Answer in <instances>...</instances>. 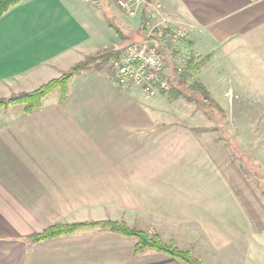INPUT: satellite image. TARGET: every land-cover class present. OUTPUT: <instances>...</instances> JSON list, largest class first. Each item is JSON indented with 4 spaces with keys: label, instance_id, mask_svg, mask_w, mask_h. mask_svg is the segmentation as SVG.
Wrapping results in <instances>:
<instances>
[{
    "label": "crops",
    "instance_id": "obj_1",
    "mask_svg": "<svg viewBox=\"0 0 264 264\" xmlns=\"http://www.w3.org/2000/svg\"><path fill=\"white\" fill-rule=\"evenodd\" d=\"M88 2L23 0L3 15L0 97L61 76L66 63L99 46L131 44L97 42L109 32L90 17ZM152 2L175 23L193 25L178 48L212 54L196 78L223 110H264L257 108L264 104V0ZM90 3L127 34L140 30V19L121 18L110 0ZM59 96L32 114L19 105L0 110V264H183L154 250L137 256L134 238L101 229L30 241L55 223L90 220L157 232L203 264H240L233 262L240 251L250 264L254 240L264 238V204L257 205L244 162L264 145L252 140L237 154L209 119L176 113L192 102L123 89L101 63L75 75L63 102ZM248 119L239 126H250Z\"/></svg>",
    "mask_w": 264,
    "mask_h": 264
},
{
    "label": "trees",
    "instance_id": "obj_2",
    "mask_svg": "<svg viewBox=\"0 0 264 264\" xmlns=\"http://www.w3.org/2000/svg\"><path fill=\"white\" fill-rule=\"evenodd\" d=\"M22 1L23 0H0V19L11 8L19 5ZM115 22H110L109 27L112 28L113 32L116 33V36L120 42H127L128 44L131 43L129 44V46H131L137 42L138 36L139 39L142 37V39H138L139 41L144 39L143 33L146 26L145 23L147 21L142 24L140 30L128 34L126 29L119 22L116 20ZM133 33L136 35L135 39H133ZM121 54L122 51L116 47H107L98 52L88 54L61 76L49 80L32 91L13 94L8 99L0 100V110L11 105H20L23 107L25 114H32L39 110L42 107L45 98L54 92H59L60 102H63L67 98L70 89V83L72 82L75 75L79 74L80 72L87 71L93 64L97 62H103V64L109 66L111 62L119 58ZM211 57L212 55L199 58L192 54L190 60L187 62L185 61L183 66L180 68L175 60V57L173 56L168 68L162 74L161 79L168 81L169 89L161 90L160 94L168 96L169 99L185 98L189 102L198 99L199 103H201L200 99L202 98L205 102H209L210 108H214L219 113L223 114L224 110L219 105V103L211 97L208 88L196 78L199 76L203 67L207 64ZM159 84L160 83L158 82L157 85ZM92 229L111 231L122 236L134 238L136 240L134 253L137 256L145 253L148 250H154L178 259L183 264H203L201 259L193 256L190 251L179 248L173 242H165L160 234L155 232L148 233L137 228L136 226H130L125 221L90 220L84 222L76 221L55 223L33 236L30 241L39 242L61 236L73 235L78 232Z\"/></svg>",
    "mask_w": 264,
    "mask_h": 264
},
{
    "label": "rangeland",
    "instance_id": "obj_3",
    "mask_svg": "<svg viewBox=\"0 0 264 264\" xmlns=\"http://www.w3.org/2000/svg\"><path fill=\"white\" fill-rule=\"evenodd\" d=\"M72 1L75 2L74 3L75 5H77V2H83V3L85 2V0H72ZM116 1L117 0H110V3L112 4L111 9L117 15L120 13L121 14L120 16L122 18V16H125L126 14L119 10L118 6L116 5ZM152 1L153 0H150L149 2H152ZM90 4H91L90 1L86 4V6L89 8L90 11H91V9L94 11V12L91 11L92 15H90V17L92 16L94 18L97 25H99L101 27L103 26L102 28H103L104 32H109V36H107L104 33L102 34L103 35L102 36L101 32H99L98 34L101 35L102 38H99V35H98V37H96V41L99 43H101V41H103V44H109L110 41L112 42L114 39L119 40L116 36V33L112 31V28L110 30V27H109V23L110 22L112 23L113 21L115 22V20L107 21V19L110 16V15H107V16H104V19L108 23V25H106L104 23L101 24L100 21L104 20V19H102L103 15H104V13L102 11L103 8H101L100 5H98V4H96V5H90ZM113 4H115V6ZM106 9H107V11H109L108 7H106ZM150 9L151 8L146 5L145 8L141 9V11L139 12V15L134 17V18L140 19V21H141L140 26L141 27H142L143 23H145L146 21L148 22V11ZM111 13H112V11H111ZM165 15L168 16L167 14H165ZM171 20L173 21V19H171ZM147 22L145 23V25L147 24ZM172 23L175 25L184 24V23L189 24L190 30L193 31V25L188 23V22L175 23L173 21ZM144 31H145V29H144ZM146 33L147 32L143 33V38H144V34L146 37ZM111 35H112V37H111ZM162 37H164V38H158V37L153 36V37H146L145 39L158 40L160 43V48L167 51V52H170L171 58L173 56L176 58V56H177V57L182 58L183 61L186 60V62L190 60V58L192 57V54L181 53L180 48H178V45L180 43L188 41L189 38L187 39V36H183V38H179L177 40H174L171 37H169V38L166 36H162ZM184 37H186V38H184ZM104 48H103V46L102 47L99 46L98 49L94 50L93 52H90L89 54L98 52L100 50H103ZM210 55H212V54H209L205 57H208ZM199 58H201V57H199ZM78 61H80V60H76L74 62L73 61L68 62L64 65V67L71 68L76 63H78ZM71 63H74V64H71ZM97 63H100V62H97ZM101 64H103V62H101ZM66 71H68V70H66ZM66 71H64V72H66ZM29 87L32 89H36L39 86L37 87V85H36V86H32V87L29 86ZM30 88L24 87L19 91L29 92L31 90ZM218 91H219V89H218ZM19 93H21V92H15L14 91L10 94L1 96L0 100L8 99L13 94H19ZM211 97H212V95H211ZM216 97L218 99H215L214 97H212V98L219 103V95ZM198 98H200V97H198ZM179 99L185 100V101L180 100V102L181 101L185 102L183 104H186L187 102H189L185 98H179ZM171 100H174V99H171ZM175 100H178V99H175ZM200 102L201 103H199L198 99L197 100L195 99V101H192L191 107H185V108H182L181 110L176 109V113L178 115L183 114V117L186 116L185 114L187 113V116L185 118H187L189 116H194L196 118H201L203 120L209 119L211 122V123H209V125H211V126H209L210 130H213V129L218 130L219 131L218 135L221 137V140L229 142L231 149L233 151H235L237 154L240 152H243V150H248L249 143L252 140L254 141V147H255V145L259 146V147L264 145V144H262V143H264V110L263 109H261V110L256 109L255 111H247V112H240V110H236V109L235 110H229V111L224 110V113L221 114L216 109L210 108L209 102H207V101L205 102L204 99L201 98ZM261 104L262 105L258 104L257 108H263L264 104L263 103H261ZM244 118L245 119L249 118L248 120L251 121L250 126H239L241 120ZM232 120L234 122V125L232 124ZM258 120H263V121L258 122ZM235 124H237V125H235ZM237 138L241 144L237 142ZM254 151H255L256 155L252 154V152H253L252 151L250 156H249L248 163H247V160H245L246 161V162H244L245 166L244 165L243 166L245 168V174H246L245 178L249 182V185L251 186V188H253L255 190L257 205L261 206L264 204V171H263L264 170V152L263 153L259 152L258 148H257V150H254ZM252 157H254V158H252ZM242 160H243V158H241V161ZM252 186H254V187H252ZM155 233H157V232H155ZM165 242H167V241H165ZM167 243H170V242H167ZM254 243H256V244L252 246V250H251L252 252L250 251L248 260H249L250 264H264V238L256 239V240H254ZM246 257H247L246 254H243V251H240L238 255L233 256V258H234L233 262L243 264L244 259Z\"/></svg>",
    "mask_w": 264,
    "mask_h": 264
},
{
    "label": "built area",
    "instance_id": "obj_4",
    "mask_svg": "<svg viewBox=\"0 0 264 264\" xmlns=\"http://www.w3.org/2000/svg\"><path fill=\"white\" fill-rule=\"evenodd\" d=\"M149 1L117 0L116 4L130 18L139 15L146 5L151 8L148 11V22L144 31V33L147 32L146 37L164 38L162 36H166L177 40L183 36H187V39L191 36L192 31L189 24H173L172 20L156 4ZM146 37L144 36L143 40L123 50L120 57L111 62L110 72L121 88L135 87L148 97H155L160 94L161 90L169 89L168 81L161 79L170 64L171 54L160 48L158 40L145 39ZM175 60L180 68L186 61L177 56ZM158 82L159 85H157Z\"/></svg>",
    "mask_w": 264,
    "mask_h": 264
},
{
    "label": "water",
    "instance_id": "obj_5",
    "mask_svg": "<svg viewBox=\"0 0 264 264\" xmlns=\"http://www.w3.org/2000/svg\"><path fill=\"white\" fill-rule=\"evenodd\" d=\"M91 2H98V1H103V0H89Z\"/></svg>",
    "mask_w": 264,
    "mask_h": 264
}]
</instances>
